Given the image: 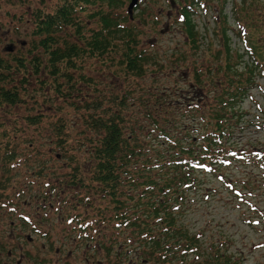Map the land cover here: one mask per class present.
<instances>
[{"label":"trees","instance_id":"trees-1","mask_svg":"<svg viewBox=\"0 0 264 264\" xmlns=\"http://www.w3.org/2000/svg\"><path fill=\"white\" fill-rule=\"evenodd\" d=\"M209 1L222 12L220 28L212 34L223 46L225 56L222 64L207 68L209 75H216L211 81L213 88H209L203 70L195 66L189 77L180 75L187 82L175 83L172 88L161 82L151 89L146 82L145 65L134 60L135 55L142 57L143 54L139 52L125 58L131 52L123 54L120 49L122 58H115L119 49H112L109 32H93L86 45V39L82 40V45L60 42L55 31L64 23H70L77 36L83 37L80 29L84 26L74 19V7L84 8L87 4H96L97 0H73L71 11L66 5L44 14H39L37 9L30 38L24 40V45L20 42L15 51L12 41L4 50L0 49V107L7 108L9 114L22 116L25 123L40 120L42 112L36 107L40 103L50 107L59 105V109L75 108L85 87L92 93L106 91V114L90 118L88 124L94 128L93 134H86V128L82 130L80 139L84 143L82 147L89 152V159L83 168L76 161L68 175L71 183L81 187L75 203H71L77 207L71 212L65 211L66 215H71L62 219L68 221L72 216L68 222L74 224L69 228L73 236L84 239L96 251L98 243L111 250V240L106 242L103 236L106 231L111 232L109 236L118 231L122 240L130 244L121 248L122 240H119L118 250H111L118 257V264H170V252L173 253L174 248L178 250V246H182L179 254L185 255L175 254L174 257L187 259V252L200 243L201 234H187L175 223L176 208L187 203V198L194 199L193 195H197L196 199L202 195L205 200L209 193H214L211 190L202 193L198 174L227 168L232 156L240 155L237 160L254 162L242 178L245 187H250L248 192L252 193L257 187L256 182L264 181L261 177L264 173L257 171L259 165L264 168V139L254 144L242 137L245 116L259 115L252 109L261 111L263 118L256 124L258 129H264V105L256 102L251 104L252 109L241 108L246 96L249 98L251 86L258 85L261 89L259 75H256L259 69L264 70V0L233 1L235 29L234 22L230 25L224 12L227 0H180L179 20L192 47L199 48L198 42L203 38L193 15L199 5L204 6ZM100 9L101 29H108L119 20L118 13L115 15L99 6L94 8ZM230 30H237L245 49L236 45L232 48ZM128 42V38L123 39L126 46ZM91 55L100 72L96 76L87 73L84 67V58ZM111 59L117 63L115 67ZM117 67L121 81L115 89L108 88L112 86L113 68ZM32 79L36 85H30ZM203 86L208 91H204ZM13 129L18 130V126ZM58 131L59 139L63 138V131ZM9 132L10 124L0 116V155L5 162L13 157ZM36 171L41 174L44 168L38 167ZM219 174L223 177L221 172ZM3 188L5 181L0 178V194L5 193L1 191ZM225 188L231 191L226 185ZM188 192L193 195L187 197ZM153 218L158 220L159 226H154ZM22 221L26 224L24 219ZM84 222L83 231L79 233V223ZM130 227H133L131 232H126ZM217 246H209L208 253L213 257L210 260L214 259L216 264L240 263V257L223 254ZM138 249L140 251H136ZM132 252H136V256L131 255ZM21 257L26 259L23 251Z\"/></svg>","mask_w":264,"mask_h":264},{"label":"rangeland","instance_id":"rangeland-1","mask_svg":"<svg viewBox=\"0 0 264 264\" xmlns=\"http://www.w3.org/2000/svg\"><path fill=\"white\" fill-rule=\"evenodd\" d=\"M72 1L0 0V49L4 50V46L7 47L12 41L16 45L15 51L20 42L22 46L24 45V40L30 38V28L34 24L37 9L39 14H44L60 5H66L71 11ZM233 1L227 0L224 8L230 23L234 19ZM212 3L213 1H209V4L206 2L204 6L199 5V9L193 15V20L203 36L200 43L198 42L199 48L190 45L182 27L183 23L179 20L180 0H136V5H132L131 0L116 3L97 0L96 4H87L84 8L75 5L74 19L84 26L80 29L83 37L80 39L77 36L70 23L60 24L55 32L60 42H75L80 45L84 39L86 45L87 38L93 32L101 31L104 34L109 32L112 49H119L115 52V58H122L119 54L120 49L123 54L125 51L131 52L125 58L139 52L143 54L142 57L139 54L135 55L134 60L145 65L146 82L148 81L151 89L153 85L161 82L167 83L170 88L175 83L187 82V79L180 75L189 77L195 66L203 70L201 72L205 74L206 81L211 86L209 88H213L211 81L216 75H209L207 68L213 69L216 64H222L225 56L223 46L217 43L215 39L217 37L212 34V31L220 28L221 12V9L212 7ZM97 6L114 12L115 15L118 13L119 20L110 24L108 29H101L103 14L101 9L94 10ZM236 25L235 20L234 29ZM233 30L229 31L232 34L230 38L232 48H236L235 45L245 48L240 34ZM126 38L129 41L128 46L123 44V39ZM217 49L218 55L215 54ZM110 61L112 67L117 65L113 59ZM83 62L85 70L90 75L96 76L100 73L92 55L85 57ZM117 70L118 67L113 68L115 73L110 79L112 86L108 88L115 89L116 84L121 81ZM262 73L264 70L259 69L256 75H259L258 84L261 89L258 85L251 86L249 98L246 96L241 108L252 109L251 104L256 102L264 105V94H261L264 87ZM30 85H36V81L32 79ZM202 88L208 91L205 86ZM85 93L90 97L86 98ZM106 98V91L92 93L90 88L85 87L84 94L77 100L75 108L59 109V105L57 108L41 103L36 105L42 115L39 121L32 124L25 123L22 116L9 114L7 108L0 107V116L10 124L9 141L13 144V157L10 160L5 162L3 155H0V178L5 181V188L1 189L5 193L0 194V264H118V257L111 251L112 248L109 250L102 247L98 249L99 251L91 249L87 241L73 236L69 228L74 224L62 219L67 210L71 212L76 209L77 205L73 206L71 203H75L81 189L69 181L68 175L71 174L72 165L77 161L83 168L85 161L89 159V152L82 147L84 143L80 139L83 136L82 130L86 128L88 135L94 133V128L88 122L93 116L106 114ZM252 112L259 115L245 116L242 137L259 144V139L261 141L264 139V129H258L256 123L262 120L263 115L261 111L255 109H252ZM15 125L18 126V130L13 129ZM58 129L63 131L61 139L58 137ZM239 137L238 135L237 139ZM29 151L37 153L31 155ZM239 157L242 156H232L227 168L219 167L217 171L211 169V173L198 174L203 188L202 193L205 194L209 190L214 193H209L203 200L202 195L200 199H196L197 195L188 192L187 197L193 195L194 199L187 198V203H182L176 208L175 223L181 225L187 234L201 235L198 236L200 243L196 247L192 246L187 252L186 260H181L180 256L174 257L175 254H179L182 246H178V250L172 249L173 253L170 252L169 255L170 264H216L214 259L210 260L213 258L208 253L210 245L214 247L218 245V250L220 249L223 254L232 253L240 257V263L236 264H264V218H261L264 214L262 186L264 181L256 182L257 187L249 193L250 187L248 189L245 187L242 178L246 169H250L254 162H247L250 164L246 165V162L237 160ZM12 161H15L14 166ZM224 166L223 163L222 167ZM38 167L44 168L41 174L36 171ZM257 171L264 173V168L259 165ZM218 172L223 174V180H220ZM261 177L264 178V174H261ZM221 181H226L227 184L235 182V186L244 192L241 196L243 200H238ZM50 188L55 189L56 204L50 196H46L47 201L38 202L37 199L42 198ZM38 191L41 193H35ZM48 201L54 205L50 206ZM59 207L63 209L59 211ZM22 214L29 217L26 224L20 219ZM248 218H258L259 222L255 223L256 221L252 219L249 221ZM153 224L159 226L158 220L153 218ZM34 226H39L40 229ZM127 229L126 232H131L133 227ZM40 230H46L47 233ZM27 236L31 238L27 239ZM103 238L106 242L115 238L113 251L118 250V239H121V235L111 234ZM122 242L119 244L121 248L125 249L130 245L126 240ZM178 243L183 245L182 242ZM22 251L26 254V259L21 257ZM135 253L132 252L131 255L136 256Z\"/></svg>","mask_w":264,"mask_h":264},{"label":"water","instance_id":"water-1","mask_svg":"<svg viewBox=\"0 0 264 264\" xmlns=\"http://www.w3.org/2000/svg\"><path fill=\"white\" fill-rule=\"evenodd\" d=\"M134 2H135V0H132V1H131V4H133Z\"/></svg>","mask_w":264,"mask_h":264}]
</instances>
